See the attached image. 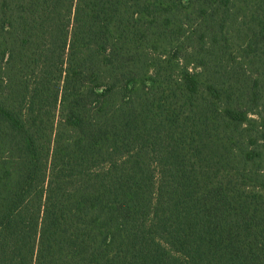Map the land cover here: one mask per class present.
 <instances>
[{
	"label": "trees",
	"instance_id": "trees-1",
	"mask_svg": "<svg viewBox=\"0 0 264 264\" xmlns=\"http://www.w3.org/2000/svg\"><path fill=\"white\" fill-rule=\"evenodd\" d=\"M0 264H264V0H0Z\"/></svg>",
	"mask_w": 264,
	"mask_h": 264
}]
</instances>
